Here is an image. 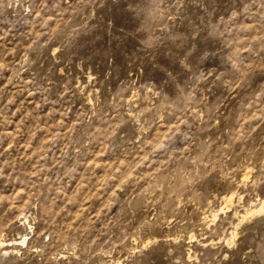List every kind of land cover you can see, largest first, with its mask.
Masks as SVG:
<instances>
[{
	"label": "rangeland",
	"instance_id": "rangeland-1",
	"mask_svg": "<svg viewBox=\"0 0 264 264\" xmlns=\"http://www.w3.org/2000/svg\"><path fill=\"white\" fill-rule=\"evenodd\" d=\"M262 205L264 0H0V264H264Z\"/></svg>",
	"mask_w": 264,
	"mask_h": 264
},
{
	"label": "bare ground",
	"instance_id": "bare-ground-1",
	"mask_svg": "<svg viewBox=\"0 0 264 264\" xmlns=\"http://www.w3.org/2000/svg\"><path fill=\"white\" fill-rule=\"evenodd\" d=\"M246 176H247V174H245V177H246ZM232 196H233V192H231L230 197H229L227 203L225 204L226 207H229V206H230ZM244 215H245V216H243L242 219H241L242 222H249V221L253 220L254 217H264V205L260 206V208H259L257 211H253V210H251V211H247ZM214 219H215V217H214L211 221L208 220V219H206V225H208V224H210L211 222H213ZM242 222H241V223H242ZM189 234L191 235V233H189ZM235 236H236V235H235ZM232 237H234V235H233ZM26 240H27V239H26ZM0 242H1V241H0ZM13 242H14V241H13ZM23 242H24V241H23ZM23 242H21V240H20V243H21V244H22ZM14 243H15V244H20V243H18V241H17V242L15 241ZM14 243H13V244H14ZM8 245H9V244H8ZM8 245H5L4 242L1 244V246L4 247V249L7 248ZM7 249H8V248H7Z\"/></svg>",
	"mask_w": 264,
	"mask_h": 264
}]
</instances>
